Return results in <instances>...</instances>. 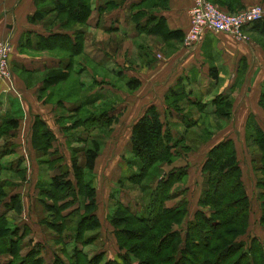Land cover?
Returning a JSON list of instances; mask_svg holds the SVG:
<instances>
[{"label": "trees", "instance_id": "obj_1", "mask_svg": "<svg viewBox=\"0 0 264 264\" xmlns=\"http://www.w3.org/2000/svg\"><path fill=\"white\" fill-rule=\"evenodd\" d=\"M210 1L227 4V11H235L230 7L229 0ZM34 5L35 11L28 20L31 23L42 22L47 14L53 13L47 25L56 26L57 31L51 27L47 36L27 32L20 47L66 54L58 56V66L45 71L43 86L38 91L40 98L43 92L68 78L72 71L76 72V57L84 51L85 29L92 12V0H34ZM157 5V0H141L132 7L131 21L139 32L156 35L162 41L181 43L184 34L170 30L162 17L152 13ZM115 6V2H107L99 8V12L102 14ZM253 29L264 36V18L256 21ZM70 31H73L71 35ZM22 73L32 74L25 69H22ZM210 73L217 78L216 70L211 68ZM116 74L122 76L121 72ZM140 84V80L134 77L126 78L125 81L129 90L137 89ZM187 96L185 88L179 84L171 88L165 96L166 117L170 109L180 113L185 101L199 111H204L205 105L191 102ZM221 96L223 98H215L212 102L214 114L220 118H230L233 100ZM63 98L57 100L58 105L62 104ZM89 101L83 98L81 102ZM258 104L264 109V90ZM110 115L103 110L78 118L64 129L81 126L86 133L90 128L102 129L116 118V115ZM166 124L159 109L149 105L131 126L129 143L133 158L126 160L129 172L121 180L140 186L146 197L140 213L116 202L109 222L114 228L117 247L123 253L118 256V260L108 259L103 262V251L88 259L87 254L77 247L80 240L83 244L90 242L92 237L90 234L85 236L86 232L95 233L101 226L97 215L95 187L89 180H85V172L95 169L99 143L92 142V148H85L82 159L76 155L69 156L67 163L65 156L53 146L56 136L37 117L33 124L32 146L36 152L42 153L40 157L46 156L41 163L46 164L47 169L53 173L48 182L42 180L35 183L37 202L46 211L44 217L38 213L37 224L54 231L55 241L59 239L62 244L63 256L55 250L50 258L46 257L44 251L47 247L44 242L32 237L31 226L27 222L17 223L16 217L11 216H21L23 203L21 195L14 192L16 182L5 179L0 180V264H264V230L263 239L250 237V242L243 239L249 227L251 205L233 139H222L207 151L201 166L203 183L197 199L199 208L194 211L192 219L186 222L184 234L180 228L189 213V204L185 200H178L173 205L168 203L180 193L175 186L181 184L184 190L188 166L166 172L157 179L154 186L148 182L142 184L152 177L159 165L172 164L179 157L180 150L187 153L193 149L185 144L184 137L172 140L173 135ZM17 125L15 117H4L0 124V136H12L9 133ZM245 133L246 146L255 147L259 152L257 158L260 164L255 169L259 172L256 184L261 191L258 194L262 207L259 222L264 228V176L261 177L264 173V130L250 116L245 125ZM205 135H209V139L213 134L206 130ZM133 167H138V172L131 171ZM16 174L25 179L24 172ZM27 236L30 239L27 247L32 246L23 254L21 249L25 245L21 241ZM73 242L76 245L71 252H67L66 247ZM2 255H8L9 258Z\"/></svg>", "mask_w": 264, "mask_h": 264}, {"label": "crops", "instance_id": "obj_2", "mask_svg": "<svg viewBox=\"0 0 264 264\" xmlns=\"http://www.w3.org/2000/svg\"><path fill=\"white\" fill-rule=\"evenodd\" d=\"M111 1L116 3L115 8L100 14L99 8L104 7L107 2ZM140 1L141 0H92V12L85 29L87 41L84 43V51L87 57H90L87 32L91 28L99 29L102 27L105 33L119 32L123 36H129L136 40H139V37H145V39H147L146 45H141L140 47L143 49L145 48V58L148 56V61H154L153 64H155V66L146 68L144 75L136 74L135 71L124 68L122 66L123 64L119 62L115 64L104 63V68L106 67L111 70L112 67L115 66L119 68L116 73L122 71L127 77L138 78L141 82L140 88L137 89L134 94L129 95L132 98H136L132 103L133 109L130 111V117L133 118L129 121V124L121 130L122 133L127 132L129 140L132 124L145 112L149 105H155L164 117L167 112L165 96L171 88H174L178 84L185 88L191 102H200L205 105L204 111H199L202 115L214 114V105L212 102L215 100L216 96L221 95L228 97L237 95V101H240L241 105L244 102L246 103V101L248 102L247 98L252 96L256 98L255 102L257 101L258 105V99L264 87V49L258 41L260 34L253 29V25L244 30L250 37L248 41H238L224 33H208L201 43L193 47H185V45L173 41H162L161 44L163 47L161 50L156 48L152 49L151 52L148 38H151V41H157V36L139 32L130 18L132 7ZM157 1H159V5L153 9L152 13L157 17H162L170 30L180 31L185 35L190 25L189 12L193 0ZM215 3L229 10L227 4ZM229 3L230 7L238 11L256 4L264 5V0H229ZM34 11V0H0V40L8 39L11 42L10 60L12 66V79L17 91V93L7 92L0 94V124L3 118L7 116L15 117L18 120L17 127L12 129L9 133L12 134V136H0V180L6 179L16 182L17 185L14 188V192L21 195L23 203L21 221L27 222L30 226L37 223L38 219L36 213L33 212L35 206L39 204L36 199L35 183L42 180L48 182L53 175V173L46 168V164L41 163L43 157H38L36 150L32 146L31 137L35 119L38 117L43 120L47 128L54 133L56 136V140L53 141L55 149H63V144L65 143V138L60 139L59 137L61 134L59 125L57 119L54 120L52 116L53 113H51L52 110H55V107L52 108V104H46L44 99L38 97V91L43 86L42 74H44L48 68L58 66L60 62L59 57L57 55L51 56L42 54L41 51L39 52L34 48L20 47V44L24 41L25 37H27V32H31L32 35L39 34L42 36L50 34L49 29L51 27H46V25L41 22L31 23L28 20V17L31 16ZM102 21L104 24H102ZM105 22L110 23L106 26ZM123 26L126 27L125 30H123ZM69 33V35H71L73 31ZM30 53H32V55ZM77 66L76 72L72 71L70 74L71 77L74 75V83H71L70 86L75 90L78 87V82L75 83V79L81 76V82H79L81 87L78 88L83 92L87 87L86 82L83 81V73L84 69L88 70V66L84 64L83 58L80 64L77 63ZM211 68L216 70L217 78L211 75ZM22 69L32 73V81L26 78L27 74L22 73ZM75 85L76 87H74ZM5 88L6 86L4 84L0 85V90H4ZM210 104L212 105L210 106L211 109L207 111L208 105ZM133 105H135L136 109ZM138 105L139 108L137 109ZM46 106H49L50 109L47 110ZM127 106L130 108L129 103L125 105V108ZM191 106L193 105L185 101L182 107L186 108ZM135 115L138 116V118H135ZM249 115V113L246 115L243 123L244 132H240V129L236 127L238 134L243 135L245 133V125ZM179 116L180 118L182 117V112L179 113L170 109V113H168L169 119L176 121ZM257 123L264 130V126L261 125L262 123L259 122V120ZM204 128L205 126L203 125V129ZM219 132H221V135L217 134ZM217 133V135L213 134L211 138L206 141V144L202 146L203 148L201 147L204 149V146H209L207 149L205 148V154L203 152L205 156L204 160L207 151L218 141L229 138L234 140L229 130H218ZM218 135V140H216L215 143L211 142L214 141ZM8 150H11V152ZM66 162L68 163V158H66ZM187 163H190L188 159H184V162L181 164L174 165L173 163L171 167L188 166ZM22 172L25 174V179H21V176L16 174ZM26 200L28 203V210L25 209ZM98 210L99 209H97V211ZM24 214H29L33 217L25 221ZM101 221L102 220H100V222ZM32 235L35 236L36 240L41 239V236L38 237V234H35L34 230Z\"/></svg>", "mask_w": 264, "mask_h": 264}, {"label": "rangeland", "instance_id": "obj_3", "mask_svg": "<svg viewBox=\"0 0 264 264\" xmlns=\"http://www.w3.org/2000/svg\"><path fill=\"white\" fill-rule=\"evenodd\" d=\"M256 5L264 6L263 4ZM219 7L222 8L221 6ZM222 9L226 10L225 8ZM52 16L53 13L47 14V16L43 18L44 21H42L41 23L44 25L50 24L48 20ZM105 23L107 26L110 22ZM102 24H104L103 21ZM48 26L50 25H47L46 27ZM125 28L126 27L123 26V30H125ZM52 29H56V26L52 27ZM87 33L89 43L88 51L90 57H87L85 51L84 54H81L76 57L77 63L80 64L83 58L84 64H87L88 66V70L84 69L83 73V81L86 82L87 85L86 90L83 92L79 91L78 87H81L79 83L81 82V76L75 79V83L78 82V87L73 90V88L70 86L71 83H74L73 75L72 77H66L64 80L58 82L55 87L49 89L50 91L47 90L46 92H43L42 97L40 98L44 99L46 104H52V108L55 107V110H52L51 113H53L52 116L54 120L57 119L61 132V134L59 135L60 139L65 138L63 149L59 150V153L62 156L69 158V156L76 155L79 157V159H82L85 152V148H92V142L99 143V154L96 159L97 169L95 168L91 172L86 171L85 180H89L95 187L96 199H98L99 204V210L97 212L100 217V220H102L101 226L99 227V229H97L95 233L86 232L85 236L90 234L89 236L92 237L90 242L88 244H83L80 242V240L79 244H77V247L79 249H82L83 252L87 254L86 258L88 259L91 258L93 254L103 251L104 256L102 261L104 262L108 259L118 260V256L123 253V251H120L117 247L116 236L113 232L114 228L109 222V216L116 208V202L119 201L129 206L132 211L140 213L142 211V207L146 197L144 192L141 190L142 188L140 186L134 185L126 180H121L124 175L129 172L126 160H128V158H133V156H131V147L127 132L122 133L121 130L125 128V126L129 124V121L133 118L130 117V111H132L133 109L132 103L135 101L136 98H132L129 95L134 94V92L137 91L140 86L135 90H129V88L125 85L126 78L129 77H127L126 74H123L122 71H120L122 76L120 74H116L119 68H116L115 66L112 67V69L110 70L109 68H104V65L107 63L115 64L119 62L123 64L122 66L124 68L131 69L132 71H135L136 74L144 75L145 69L148 67H154L155 64H153L154 61H148V56H146L145 58V48L143 49L140 47L141 45H146L147 39H145V37H139V40H136L134 38H130L129 36H123L119 32L105 33L102 27L99 29L91 28ZM245 35L248 38L246 41H248L250 37L247 33H245ZM86 37L87 36L85 34V41H87ZM148 39L151 52L152 49L156 48L158 50H161V48L163 47V45L161 44V38L157 37V41H151V38ZM258 41L261 47L264 49V36L259 35ZM181 44L184 45V37L182 38ZM41 53L51 56L57 55L59 57L66 56V54L59 51H41ZM30 54L32 55V53ZM77 67L78 66L76 64L74 69H76ZM10 69L12 73L11 60ZM32 77V75H27L26 78L32 81ZM11 81L13 87L12 90H10L9 92L17 93L13 84L12 77ZM219 97L223 98V96H216V98ZM61 98H63L64 101L61 105H58L57 100H60ZM83 98L85 100L90 99V101L87 103H82L81 101ZM228 98H232L233 100L230 118H220L211 113L202 115L197 109V107L193 106L186 108L181 107L182 117L180 118L179 116L176 121L169 119L168 116L166 117V113L164 117L162 115L163 119L167 122V129L173 135L172 140H178L181 137H184L186 140L185 144L193 148L187 153L180 150L179 157H177V160L175 159V161L173 162L174 165H177L184 162V159H188V162L190 163H187L188 178L187 183L184 185V190L182 191L183 187L181 184L175 186V188H177L180 193L178 197L170 201L168 204L173 205L178 200H185L189 204V213L183 223V226L180 228L181 233L184 234L186 222L192 219L194 211L199 208L197 206V199L200 194L202 188L201 186L203 183L201 175V166L205 157L203 155V152L205 154V150L207 149V147H209L208 145H206L204 146V149H202V146L205 145L206 141L210 139H208L209 135H205L206 129L207 132H210V134H216L218 130H229L236 142L238 159L243 174V182L247 194L250 198L251 211L249 218V227L246 235L243 237L244 240L250 242V237H257L258 239H263L264 230V228L260 225L259 222L262 207L260 203L261 201L258 198V194L261 191L256 184V178L259 176V172L255 169L257 166L259 167L260 164L257 158L259 152L255 147L252 148L246 146L244 139L246 133H244L243 135L238 134V130L236 127L240 129V132H244L243 123L248 113L253 117V120H255L256 122L259 120V122L262 123L261 125L264 126V109L259 104L258 105L260 108L258 107L257 101L255 102L256 98L252 96L247 98L248 102L246 101V103L244 102L242 105L240 104V101H237V95L234 97L229 96ZM128 103L130 108H128V106L125 108V105H128ZM210 106L212 105H208L207 111H210ZM133 107H135V105H133ZM46 108L47 110L50 109L49 106H46ZM138 108L139 105L137 106V109ZM103 110H106L107 114L109 115H116L115 119H113L112 117L113 120L107 125V127H104L102 129L90 128L88 129L87 133L84 131V127L77 125L76 128L68 130L64 129L65 126L67 127L68 125L73 124L78 118H84L88 115L90 116ZM71 111H73V113H71ZM136 117L138 118V116L135 115V118ZM203 125L205 126L204 129ZM246 130L248 129L246 128ZM217 134L221 135V132ZM218 138L219 135L214 141L211 142L215 143ZM81 139L85 142H82ZM179 148L180 147H178V150ZM71 149H73L74 151H72ZM41 154L42 153L37 152L38 157H40ZM43 158H46V156L43 155ZM173 163L170 164V166L166 164L159 165L157 170L155 169L153 171L152 177L144 181L142 184L148 182L149 185L151 184L152 186H154L155 182L161 175L171 171L172 169L178 168L173 166L171 167ZM132 170L133 172H138V167H133L131 171ZM262 176H264V173L261 174V177ZM27 206L28 203L26 200V210H28ZM44 208L45 207L42 204H37L33 212L36 213V216L40 212L43 214L42 217H44L46 215V213H44L46 212ZM11 216L16 217L17 223L21 221L22 216H18L19 220L18 217L14 214H12ZM24 217V220L27 221L33 216L31 217V215L29 214H24ZM31 227L34 230V233L38 234V237L41 236L40 240L44 242V245H46L47 248H45L44 251V255L46 257L50 258L53 255V252H55V250H57V252L62 255V244L59 243V239L55 241L56 237H54L55 234L51 228L49 229L47 226L43 227V225L41 227L40 223L39 225L37 223H34L31 225ZM32 237L35 239V236ZM29 242L30 239L28 238V236L21 241L22 245H25L24 247H27V244H29ZM74 245H76V243H70L66 247L68 250L67 252H71ZM31 246L32 244L26 249L23 247L24 249H21L23 254ZM3 256H5V258H9L8 255H2V257ZM11 258L12 256H10V259Z\"/></svg>", "mask_w": 264, "mask_h": 264}, {"label": "built area", "instance_id": "obj_4", "mask_svg": "<svg viewBox=\"0 0 264 264\" xmlns=\"http://www.w3.org/2000/svg\"><path fill=\"white\" fill-rule=\"evenodd\" d=\"M190 25L184 36L185 47L202 42L208 33L228 34L236 40L246 41L244 30L264 18V6L253 5L235 12L224 10L210 0H193L190 8ZM11 43L0 40V85H6L1 93L12 90L10 69Z\"/></svg>", "mask_w": 264, "mask_h": 264}]
</instances>
